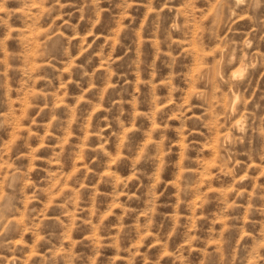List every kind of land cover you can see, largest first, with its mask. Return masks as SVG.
<instances>
[{"label": "clouds", "instance_id": "9594fccd", "mask_svg": "<svg viewBox=\"0 0 264 264\" xmlns=\"http://www.w3.org/2000/svg\"><path fill=\"white\" fill-rule=\"evenodd\" d=\"M0 264H264V0H0Z\"/></svg>", "mask_w": 264, "mask_h": 264}]
</instances>
